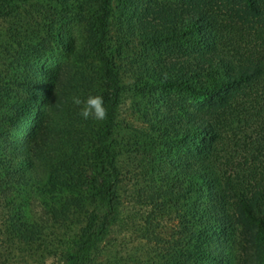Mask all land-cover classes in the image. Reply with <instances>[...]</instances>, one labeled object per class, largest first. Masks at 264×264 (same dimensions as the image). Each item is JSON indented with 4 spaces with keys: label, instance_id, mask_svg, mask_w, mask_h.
I'll use <instances>...</instances> for the list:
<instances>
[{
    "label": "trees",
    "instance_id": "obj_1",
    "mask_svg": "<svg viewBox=\"0 0 264 264\" xmlns=\"http://www.w3.org/2000/svg\"><path fill=\"white\" fill-rule=\"evenodd\" d=\"M0 264H264V0H0Z\"/></svg>",
    "mask_w": 264,
    "mask_h": 264
},
{
    "label": "rangeland",
    "instance_id": "obj_2",
    "mask_svg": "<svg viewBox=\"0 0 264 264\" xmlns=\"http://www.w3.org/2000/svg\"><path fill=\"white\" fill-rule=\"evenodd\" d=\"M67 30L69 33H71L73 35V37L77 40H79L80 38V24H76L73 23L70 26L67 27ZM71 58V54L68 53L66 50L60 48L57 49L55 51V53L52 55L51 60L53 61H60L62 59H70ZM127 108V106H126ZM128 115H130V110L127 108V110L123 113V118H128ZM174 221L169 219L168 216L165 217L164 219L161 220V222L159 223V225L156 228V232L158 233H162V235H168L171 231H172V227H173ZM126 243L123 244L121 246L122 248V253H120L121 255L124 256L123 253H125V251H127L130 247H134L136 245V240L129 241V238L125 239Z\"/></svg>",
    "mask_w": 264,
    "mask_h": 264
},
{
    "label": "clouds",
    "instance_id": "obj_3",
    "mask_svg": "<svg viewBox=\"0 0 264 264\" xmlns=\"http://www.w3.org/2000/svg\"><path fill=\"white\" fill-rule=\"evenodd\" d=\"M72 102L79 107V114L85 120L103 121L107 118L108 110L102 94L74 96Z\"/></svg>",
    "mask_w": 264,
    "mask_h": 264
}]
</instances>
